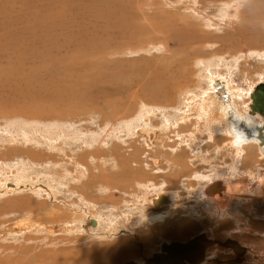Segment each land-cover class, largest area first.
I'll list each match as a JSON object with an SVG mask.
<instances>
[{
	"label": "rangeland",
	"instance_id": "374dc122",
	"mask_svg": "<svg viewBox=\"0 0 264 264\" xmlns=\"http://www.w3.org/2000/svg\"><path fill=\"white\" fill-rule=\"evenodd\" d=\"M114 1L0 0V168L6 172L7 179L5 185V180L0 182V257L3 254H11L12 248L36 245L40 249H44V253L50 255V264H125L137 260L138 255L141 259L145 254L150 253V250H155L163 237L157 228L149 226L143 235H140L139 243L133 238L134 248L129 245L132 249L130 247L123 249L124 251L120 249L117 254H115V250L110 251L113 254L111 256L109 254L106 260H102V258L99 261L92 260L93 255L104 254L103 249L106 248L104 246L109 248L108 243L115 241L107 240L106 236H103V233L99 231L101 224L105 223L108 226L111 222L113 223L114 215L112 214V217L108 210L106 216L104 214H95V216L93 213L96 211H91V204L88 201L97 203L101 210V205L108 207L114 202L119 204L121 194L114 192L111 195L107 189L108 186H110L108 188H116L119 191L123 189L124 191L122 186L124 185L125 188L128 186L126 191H132L131 187H134L135 180L128 179L131 178L132 172L141 175L153 154L161 156L167 161H170L169 158L174 160V155L168 148L164 151L156 150L154 153L151 152V149H147L145 152L143 149L140 150L141 154L142 152L144 154L141 160L140 157L137 158L139 163H132L134 164L133 168L132 164H124L120 171L122 177L113 178L115 185L109 184L110 175H106L104 171H102L103 174H100L99 161L111 153L109 150L113 145L114 149L120 147L118 153L123 156L130 154V147L135 146L141 149L138 147L141 144L138 140V133L133 132L134 134L129 135L127 133L131 132V128L134 131L139 128L141 130L144 120H147L145 121L146 128L148 126L149 131L152 130L159 135L158 142L172 146L174 141V144L180 146L179 148L184 146L188 152L189 146L193 143V116L196 114L195 111L188 109L190 106L188 104L191 101L189 98L195 100V98H201L202 95H207L208 88L206 87H211V80L214 76L215 84L219 85L217 88H220V83L224 81L225 87L231 83L235 88L243 91L250 89L255 84L254 82L264 81V57H256L255 53L251 52L253 49L264 50V0H242V3L233 0H116L124 7V11L119 13L124 14L128 11V19L120 31L106 33L102 31L104 19L97 18L94 14L108 11L107 9L114 4ZM217 25L220 26L219 30ZM193 27L196 28V32L193 31ZM155 49H161V52L156 53ZM54 76L57 79H54ZM175 83H178L177 86L174 85ZM59 84L62 85L61 88L57 87ZM44 85L51 86L47 90L45 89V95L42 93L43 89H39ZM196 88L202 90L199 91ZM186 89L188 93L186 91V95H183ZM220 89L223 94V87ZM37 93L41 96L43 94L44 98L46 97L45 101L27 103L24 99L21 100L22 96ZM233 94L234 91H231L228 102L236 101L238 106L242 104L243 102L240 103L233 98ZM212 95L217 100L219 97L221 98L217 93ZM18 96H20V103L15 100L12 102V99ZM247 100L245 97L243 98V101L248 104ZM23 103L26 106L29 104H34L33 107L40 106H36V109L24 110V114H21L22 117H16L15 114L5 115L7 112H17V108L23 106ZM161 104L163 107L160 106ZM241 109L243 110V108ZM35 112L46 113V115L41 114V116L45 115L41 117L39 114L33 117L31 114ZM229 112L234 115L233 111ZM61 118L62 120H60ZM172 119H175L177 124L174 120L172 122ZM134 126L139 127L137 129ZM62 128H65V131ZM88 130H90V134ZM71 131L72 133H70ZM122 135L125 137L122 138ZM189 135L192 140H186ZM123 139L126 142V148L121 147L120 141ZM221 142L222 140L218 139L216 143L220 144ZM179 143H182L183 146ZM78 146L80 147L78 148ZM60 148L63 149L60 150ZM10 149H15V151ZM205 149L207 148L203 147V150ZM36 153H41L42 157L39 154L35 156ZM206 155H213V147H208ZM61 157L63 158L61 159ZM220 159L226 162L230 160L225 152H222L219 153L216 160L212 159L211 163L221 165ZM36 160L40 164L34 162ZM71 161L73 162L70 163ZM75 161L76 163H74ZM66 162H69L67 163L69 166ZM76 166L84 168L92 176H96L97 173L100 175L98 184L92 185L93 188L88 189L89 192L86 190L85 195L81 196H77L67 188H62V190L59 181L61 178L68 177L69 173L66 174V169L71 167L68 169V172L71 173ZM95 166L97 168H94ZM19 169L26 173L21 182H17L16 174L13 173ZM62 170L64 175L61 173ZM123 177L128 180H124ZM242 177H237L240 187L233 193L240 191L239 194L244 196L241 191L246 192L244 187L248 184V178ZM68 178L71 179L70 176ZM121 179L124 181L122 180V182ZM171 179L172 177L168 179L171 185L169 189L172 190V186L178 188L177 183ZM187 183V186H194L195 182ZM100 186L101 188L98 189ZM247 186L249 187V185ZM102 188L107 190L108 196L105 194L106 192L101 191ZM212 188L210 193L220 190L218 185ZM261 193L262 199L258 202L264 199V189ZM54 195L55 197H53ZM67 199L71 200V203ZM191 200L193 201V199ZM189 203L193 204L190 200H179L174 203L175 205H171L173 206L171 212L178 214L175 215L176 217L174 216L175 219L168 221L171 222L169 225H178L180 221L189 219L187 216L193 210ZM69 204L71 205L69 206ZM197 204L204 206L203 202L199 200H197ZM243 208L245 207L243 206ZM70 213L72 214L69 216ZM201 213L204 221H210L209 223L212 225V228L208 227L210 230L207 228L208 231L205 228L203 234L207 236V232H209L210 238L218 241V244L214 246L219 247L212 249L217 252L215 259L223 261L235 257L231 248H220L219 242L229 239L242 245L245 244L250 251L249 254L244 253L243 255L247 260L246 263L242 261L239 264H255V260H258L255 256L264 254L263 219L260 221L259 219H257L258 221L251 220L250 226L245 225L248 220L243 219L245 226L235 225L239 229H243L242 233L230 235L227 238L224 231H231L234 221L227 218L209 220L205 212L201 210ZM182 214L187 216L184 217ZM27 217L32 220L37 219L39 222H33L37 223L40 228L37 230V226L34 225L35 231L28 229L21 235L14 232L21 228L18 227L20 220ZM78 217H82V220ZM191 218L193 220V217ZM96 219L100 221L99 224ZM74 220L76 222H73ZM92 221L97 222L96 227H91ZM187 226L190 224L187 223ZM181 229L186 231L182 226ZM252 232L255 233L252 234ZM72 233L73 236L70 235ZM178 234L179 231L174 233L173 237L164 238L173 242L187 240V237L184 236L186 234L183 235L186 240H182L183 236L176 237ZM187 236L189 235L187 234ZM113 239L117 240V237ZM178 239L182 241H178ZM163 240L165 241V239ZM134 243L137 245L135 246ZM138 246L144 247L145 250H140ZM245 250L247 249L245 248ZM212 251L210 249L208 252ZM63 252L67 254L62 255ZM141 252L144 255H141ZM56 254L58 255L57 263H54Z\"/></svg>",
	"mask_w": 264,
	"mask_h": 264
},
{
	"label": "bare ground",
	"instance_id": "6f19581e",
	"mask_svg": "<svg viewBox=\"0 0 264 264\" xmlns=\"http://www.w3.org/2000/svg\"><path fill=\"white\" fill-rule=\"evenodd\" d=\"M114 1V0H113ZM234 2H237V3H242L243 1L242 0H233ZM118 4V5H117ZM226 5V4H225ZM228 5H230V4H228ZM236 7V6H235ZM124 7L121 5V4H119V3H117L116 2V0L114 1V4L113 5H111L107 10L108 11H106V12H103V13H101V12H97V13H95L94 14V16L95 17H97V18H103L104 19V23H103V25H102V31H104V32H106V33H111V32H116V30H119L120 31V29L121 28H124V26H125V24H126V22H127V19H128V15H129V13H128V11L127 12H125L124 14H120L119 12L120 11H124V9H123ZM234 9V8H233ZM237 14V13H236ZM94 17V19L96 20V18ZM234 18V17H233ZM225 19H228V18H225ZM235 19H236V17H235ZM231 20V19H230ZM239 20V19H238ZM237 21V20H236ZM221 25V24H220ZM218 26V30L220 29L219 27V25H217ZM196 28H194L193 27V31L194 32H196V30H195ZM115 30V31H114ZM125 30V29H124ZM123 31V30H122ZM121 31V32H122ZM200 33V32H199ZM128 34V33H127ZM130 36V35H129ZM120 37V36H119ZM121 38V37H120ZM126 38V37H125ZM188 45V44H187ZM193 45H194V40H193ZM205 45V44H204ZM185 47V46H184ZM264 48V47H263ZM155 52L156 53H160L161 52V49H155ZM263 53V52H262ZM262 57H264V53H263V55H262ZM200 62V61H199ZM199 62H198V64H199ZM203 62V61H202ZM209 62V61H208ZM212 62V64H213V61H211ZM208 64V63H207ZM206 64V66H208ZM61 66V65H60ZM207 68V67H206ZM206 68H205V70H206ZM208 69V68H207ZM202 70V69H201ZM210 72H212L211 70H210ZM203 73H204V71H203ZM172 74V73H171ZM173 75H175V74H173ZM204 75V74H203ZM58 76V75H57ZM176 76V75H175ZM209 76H211V75H209ZM174 77V76H173ZM226 78V77H225ZM54 79H57L56 78V76H54ZM203 79V78H202ZM201 79V80H202ZM210 79V78H209ZM219 79V78H218ZM203 81V80H202ZM207 81V80H206ZM210 81V80H209ZM215 76H214V78H212V80H211V87L209 86L208 87V89H207V91L209 92V91H211V89H213L214 88V83H215ZM198 82V81H197ZM203 82H205V81H203ZM208 82V81H207ZM210 83V82H209ZM225 83V82H224ZM259 83H264L263 81H260V82H258V83H255V84H253L252 86H251V88L250 89H248V90H246V91H243V90H241V89H238L237 87V89L231 84H229V85H227V87H225V88H228V91L230 92L229 94L231 95V91H234V99H236L238 102H240V103H242V101L241 100H243V98L245 97L246 98V100L247 101H249L250 103H251V94H252V92H253V90L255 89V87L259 84ZM177 84L178 83H175L174 85L175 86H177ZM202 84V83H201ZM205 84V83H204ZM200 85V84H199ZM209 85V84H208ZM194 86V85H193ZM197 86V85H196ZM49 87H51V86H49ZM49 87H46V85H44V87H42V86H40V88L39 89H43V92L42 93H44V91H45V89L47 90V88H49ZM58 88H61L62 87V85L60 86V84L57 86ZM199 87V86H198ZM202 87V86H201ZM55 88V87H54ZM203 88V87H202ZM207 88V87H206ZM197 89V88H196ZM201 89V88H200ZM57 90V89H56ZM61 90V89H60ZM59 90V91H60ZM197 90H199V89H197ZM197 90H195V91H197ZM202 90V89H201ZM201 90H199V91H201ZM214 90V89H213ZM54 91V90H53ZM186 91H187V93H188V90L186 89L185 90V92L183 93V95L185 94L186 95ZM204 91V90H203ZM52 92V91H51ZM190 92V91H189ZM192 92H193V90H192ZM208 92H207V94H208ZM212 92V91H211ZM66 93V92H65ZM64 93V94H65ZM200 93V92H199ZM210 93V92H209ZM228 93V92H227ZM46 93H44V95H45ZM49 94H50V91H49ZM193 94V93H192ZM203 94H206V93H203ZM223 94H224V92H223ZM190 95H191V92H190ZM189 95V96H190ZM57 96V95H56ZM64 96V95H63ZM188 96V97H189ZM193 96V95H192ZM196 96V95H195ZM198 97L200 96V95H197ZM214 95H211V93L210 94H208V95H202L201 96V98H199V100H196V98H195V100H193V99H191V98H189L191 101H190V103L189 102H187V103H189L188 104V106H189V108L188 109H190V110H194L195 111V107H198V109H202L201 111H202V115H204L205 114V109H204V107H205V105H210L212 108H213V111H215V112H218V115H216L217 116V118L216 119H214L213 121H211V122H208L207 124H206V126L204 127L206 130H207V134H209V137L207 138V142H213V140H214V138L216 139V140H218V139H220V138H226V141L224 142V144H223V147H219L216 151H215V155L219 152V151H221V152H225V154L227 155V156H230L231 157V159H233V160H231L225 167H221V166H218L217 164H213V163H211L212 162V159L214 158H207V157H205L204 156V153H202V152H200L197 148H196V145H194L193 146V143L189 146V148H190V150L188 149V152H187V150H185L184 149V146H183V148H179L180 146H177L176 144H174L175 142L173 141V143H172V146H169V145H165L163 142H158L155 138H156V133H154V131H149L147 128H148V126H147V128H146V122L145 121H147V120H144L143 122H144V124H143V126H141V130H135L134 131V129L133 128H131L130 129V131L131 132H129V134H133V132H136V133H138V134H140V135H143V136H145V138H147V143H144L143 145H139L138 147H141V149H138V148H136L135 146H133V147H131L132 148V150H131V153L128 155V156H123L122 154H120V153H118V151L120 150V147L118 148V149H114V145L112 146V148L109 150L111 153L110 154H108L106 157H104V158H102L100 161H99V170H101V173L100 174H103L102 173V171H104L105 172V174L106 175H110L111 177H118V178H120L119 176H121L122 175V173L120 172L121 171V167L125 164V165H130V164H132V163H139L138 161H137V158H139L140 157V160H141V156L144 154V152H145V150H147V149H151V152L152 151H154V152H156V150H158V151H164V150H166L167 148L171 151V154H173L174 155V160H172V158H169L170 159V161H167V159L166 160H164V159H159V158H157V160H155V159H153L152 157V159L153 160H148V163L151 165V167H153L154 168V172H155V170L156 169H158V170H163V171H173V172H175V171H179V173H177V174H180V172H181V174H183V175H187V176H189V177H191L192 179H193V174H194V176L196 177V178H198L199 179V183H197L198 184V187H196V186H194V189H195V187L198 189V191H199V193L197 194L198 195V197L201 199V201L203 202V205L204 206H200V205H198V204H196V207H199L198 208V210H195V211H193V212H191L192 213V217L193 216H196V217H198L199 218V216H200V213H201V210L203 211V212H205V214L208 216V218H209V220H217V219H219L218 217H221V218H227V217H229V219L230 220H232V221H234V226L233 227H231V231L230 230H225L224 231V234H226V237L227 236H230V235H236V234H239V233H242V230L241 229H239L238 227H236L235 225H239V226H243L244 225V223L245 222H243L244 220V218L241 216V214L239 215V212H241L240 211V209H242L243 208V206L247 209H245L250 215H246L245 217H246V219H248V220H251L253 217L255 218V219H263L264 220V209H263V206H261V207H259L258 206V204L256 205L254 202H258V200L257 199H253L252 197H248L246 200H243L242 199V201H245V202H240L239 203V200H237V199H233V198H237V197H233L234 196V193H233V190L236 188V185H239L238 183H240L237 179V177H242V175H244V177H242V178H248V180H247V182H248V184H250L251 185V188H250V192L249 193H251V195L252 194H254V192H255V194H257V195H259V194H262L261 192L263 191V189H264V182H262V181H264V170L262 169L263 168V166H264V161H263V166L261 165L262 164V160H264L263 158H264V150L263 151H261V153L259 152V150H258V148L260 147V148H263L264 149V146H260L261 144H263V142H264V129L262 128V123H263V120H262V117L260 116V115H258V114H254V113H251L250 112V109H249V105H250V103H249V105L247 104V103H244V106H246L247 108H248V110H249V112H248V114H247V111L245 112V110H244V108H243V110L241 109L240 110V112H239V110H237V109H232V111H233V113H234V115H232L230 112L228 113V111H226V114L228 115H231V123H229V124H223V122H224V119H223V122L221 123V120L220 119H218V116H221L222 115V113L221 112H223L224 110L223 109H225V108H223V105H220L219 103H217L216 102V99L213 97ZM227 96V95H226ZM23 97V98H22ZM21 97V100L22 99H24L27 103L28 102H32V103H36V102H38V101H45V98H44V96H43V94H42V96L39 94V93H37V94H33V95H27V96H22ZM49 97V96H48ZM187 97V96H186ZM184 98V97H183ZM232 98V99H233ZM54 99V98H53ZM55 99H58V97H55ZM60 99V98H59ZM65 99V98H64ZM188 99V98H187ZM13 100H15L16 102H19L20 103V96H18V97H15V98H13L12 99V102H13ZM49 100H50V98H49ZM58 101H60V100H58ZM57 101V102H58ZM180 101V100H179ZM187 101V100H186ZM232 101V100H231ZM22 102V101H21ZM53 102V101H52ZM61 102H62V100H61ZM182 102V101H181ZM237 102V103H238ZM179 103V102H178ZM24 104V105H23ZM22 105L23 106H19L18 108H17V112H7V113H5V115H10V114H15L14 116H23V115H21V114H24L23 113V111L24 110H26V109H36L38 106H40V105H36L35 107H33V105H31V104H29V105H27L26 106V104L25 103H23ZM57 104H60V103H57ZM182 104V103H181ZM231 104H232V102H231ZM173 105V104H172ZM184 105V104H183ZM185 105H186V102H185ZM160 106H162V104L160 105ZM165 106H166V104H165ZM169 108H170V106L169 105H167ZM216 106V107H215ZM163 107V106H162ZM166 108V107H165ZM237 108V107H236ZM187 109V110H188ZM208 109V108H207ZM209 110V109H208ZM206 111V112H208L209 113V111ZM217 110V111H216ZM67 111V110H66ZM65 111V112H66ZM153 111V110H152ZM221 111V112H220ZM54 112V111H53ZM65 112H64V114H65ZM183 112H186V111H183ZM191 112V111H190ZM197 112V111H196ZM225 113V112H224ZM223 113V114H224ZM40 114V116H41V114H45L46 115V113H42V112H35L34 114H31L33 117H35V115L36 116H38ZM66 114H67V112H66ZM184 114V113H183ZM213 114V113H212ZM216 114V113H215ZM245 116H244V115ZM246 114L247 115H249V116H246ZM31 115H29V116H31ZM45 115H42V116H45ZM188 115V114H187ZM190 115V114H189ZM194 115H196V114H194ZM207 115V114H206ZM205 115V116H206ZM214 115V114H213ZM41 116V117H42ZM54 116H57V115H54ZM68 116V115H67ZM179 116V115H178ZM191 116V115H190ZM201 116V115H200ZM49 117V116H48ZM51 117H53V116H51ZM59 117V116H58ZM65 117H66V115H65ZM196 117V116H195ZM223 117V116H222ZM226 117V116H225ZM250 117H259L260 118V120H261V122H260V124H258V125H255L253 122H255V121H253L252 120V118L250 119ZM54 118H56V117H54ZM77 118V117H76ZM166 118V117H165ZM178 118V117H177ZM198 118V117H197ZM197 118H195V120L197 119ZM227 118V117H226ZM9 119V118H8ZM57 119V118H56ZM66 120H67V118H65ZM71 119V118H70ZM72 119H73V117H72ZM182 120H183V117L181 118ZM207 119H209V118H207ZM232 119H233V121L235 122V121H238V119H244L245 120V123H247V124H242V123H240V124H238V123H233L232 122ZM256 119V118H255ZM4 120V119H3ZM58 120V119H57ZM60 120H62V118L60 119ZM166 120H167V118H166ZM173 120L175 121V119H172V122H173ZM50 121V120H49ZM52 121V120H51ZM65 121V120H64ZM64 121H62V122H64ZM165 121V120H164ZM203 121V120H202ZM201 121V122H202ZM207 121V120H206ZM55 122H57V121H55ZM61 122V121H60ZM168 122V121H167ZM179 122V121H178ZM106 123V122H105ZM162 123V122H161ZM175 123L177 124V122L175 121ZM198 123H199V121H198ZM226 123V122H225ZM158 124V123H157ZM174 124V123H173ZM201 124V123H200ZM140 125V124H139ZM168 126V125H167ZM176 126V125H175ZM184 126V125H183ZM204 126V125H203ZM221 126V127H220ZM69 127H70V125H69ZM129 127V126H128ZM134 127H139V126H134ZM160 127V126H159ZM174 127V126H173ZM62 129H64V131H65V128H62ZM138 129V128H137ZM159 130H161L160 128H158ZM162 129H163V127H162ZM237 129L240 131V129L242 130V132L243 133H239L238 134V132H237ZM111 130V129H110ZM122 130V129H121ZM128 130V129H127ZM167 130V129H166ZM188 130V129H187ZM82 131V130H81ZM80 131V132H81ZM89 131V134H90V130H88ZM103 131H105V130H103ZM102 131V132H103ZM125 131V130H124ZM234 131H235V134H234ZM253 131H257L258 132V134L257 133H254ZM69 132V131H68ZM68 132H66L67 133V135H68ZM85 132H86V130H85ZM91 132H92V130H91ZM121 132V131H120ZM166 132V131H165ZM70 133H72V131L70 132ZM69 133V134H70ZM96 133V132H95ZM105 133H106V131H105ZM112 133V132H111ZM166 133H168V131L166 132ZM77 134V133H76ZM163 134H165V133H163ZM263 135V136H259V135ZM72 136H73V134H71ZM111 135V134H110ZM114 135V134H113ZM117 135V134H116ZM128 135V134H127ZM161 135V134H160ZM180 135V134H179ZM219 135H221V137H216V136H219ZM253 136L252 138H255V139H251V137H249V136ZM66 136V135H65ZM76 136V135H75ZM74 136V137H75ZM80 136V135H79ZM82 136V135H81ZM91 136V135H90ZM106 136V135H105ZM70 137V136H69ZM114 137V136H113ZM120 137V136H119ZM125 136H123L122 135V138H124ZM247 137L248 138V140H254V141H247V140H245V138ZM263 139V142L261 141V138ZM110 138V137H109ZM117 138H118V135H117ZM131 138V137H130ZM55 139V138H54ZM64 139V138H63ZM87 139V138H86ZM101 139V138H100ZM132 139V138H131ZM189 139H191V136L189 135V136H187L186 137V140H189ZM65 140V139H64ZM71 140V139H70ZM72 140H74V139H72ZM78 140H80V139H78ZM77 140V141H78ZM186 140H185V142H186ZM192 140V139H191ZM75 141V140H74ZM86 141V140H85ZM89 141H90V138H89ZM99 141V140H98ZM145 141V140H144ZM244 141H246V142H244ZM257 141H258V143H260V145L258 146V143H257ZM66 142V141H65ZM71 142V141H70ZM73 142V141H72ZM76 142V141H75ZM81 141H79V143H80ZM103 142V141H102ZM121 142V147L122 148H125V146H126V142H125V140L123 139V140H121L120 141ZM64 143V142H63ZM82 143V142H81ZM94 143H95V141H94ZM182 143H183V140H182ZM182 143H179V144H181L182 145ZM201 143V142H200ZM255 143H257V144H255ZM74 144H76V143H74ZM77 144H78V142H77ZM83 144V143H82ZM86 144V143H85ZM96 144H97V142H96ZM160 144V145H159ZM66 145H68V144H66ZM65 145V146H66ZM80 145V144H79ZM84 145V144H83ZM105 145V144H104ZM64 146V147H65ZM86 146H88V145H86ZM101 146V145H100ZM107 146V145H106ZM157 146H161V148H159V147H157ZM209 146V145H208ZM247 146H249V147H252L253 148V150H254V153H256V156H253V157H257V158H259L261 161H260V165H256L255 164V162H253V164L254 165H252L251 167H246V164H245V162H246V160H245V158H244V163H242L241 162V158H243V156H241V153H243L246 149L245 148H247ZM60 147H61V145H60ZM72 147H74V145L72 144ZM80 146H78V148H79ZM82 147H84L85 148V146H82ZM98 147H99V145H98ZM108 147V146H107ZM51 148V147H50ZM56 148V147H55ZM54 148V149H55ZM57 148H58V146H57ZM56 148V149H57ZM77 148V149H78ZM88 148V147H87ZM91 148V147H90ZM105 148V147H104ZM159 148V149H158ZM15 149H17V148H15ZM15 149L13 150V149H10V150H12V151H15ZM30 149V148H29ZM61 149H63V148H60V150ZM64 149H67V148H64ZM77 149H73V150H77ZM82 149V148H81ZM81 149H80V151H81ZM114 149V150H113ZM144 150V152H142V154H141V152H140V150ZM208 149V148H207ZM236 149V150H235ZM239 149V152L237 151ZM9 150V151H10ZM18 150V149H17ZM49 150H51V149H49ZM122 150V149H121ZM33 151V150H32ZM32 151H29V152H32ZM54 151V150H53ZM58 151V150H57ZM68 151H70V149L68 148ZM79 151V150H78ZM90 151V150H89ZM7 152V151H6ZM22 152H24V151H22ZM50 152V151H49ZM63 152V151H62ZM150 152V153H151ZM153 152V153H154ZM246 152H247V154H249V152H248V150H246ZM251 152V151H250ZM253 152V151H252ZM260 154H259V153ZM33 153V152H32ZM42 153V152H41ZM40 153V154H41ZM43 153H44V151H43ZM55 153V152H54ZM60 153V152H59ZM254 153H252V154H254ZM12 154V153H11ZM20 154V153H19ZM27 154H28V152H27ZM30 154V153H29ZM39 154V153H38ZM37 153H36V155L35 156H37L38 155ZM39 154V155H40ZM57 154V153H56ZM62 154V153H61ZM60 154V155H61ZM74 154H75V152H74ZM124 154V153H123ZM146 154V153H145ZM149 154V153H148ZM152 154V153H151ZM18 155V154H17ZM21 155V154H20ZM25 155V153L23 154V156ZM33 155V154H32ZM45 155V154H44ZM78 155V154H77ZM81 155V154H80ZM122 155V156H121ZM127 155V154H126ZM154 155V154H153ZM244 155H246V154H244ZM14 156V155H13ZM27 156V155H26ZM30 156V155H29ZM41 156V155H40ZM55 156V155H54ZM62 156H63V154H62ZM72 156V155H71ZM121 156V157H120ZM250 156V155H249ZM252 156V155H251ZM5 157V156H4ZM10 156H8V158H9ZM31 157V156H30ZM42 157V156H41ZM49 157H51V156H49ZM69 157V156H68ZM73 157V156H72ZM82 157V156H81ZM93 157V156H92ZM91 157V158H92ZM100 157V156H99ZM155 157H157V156H155ZM161 157V156H160ZM229 157V158H230ZM2 158H3V156H2ZM6 158V157H5ZM11 158V157H10ZM32 158V157H31ZM37 158V157H36ZM48 158V157H47ZM46 158V159H47ZM55 158H58V157H55ZM60 158V157H59ZM63 157H61V159H62ZM77 158H79V157H77ZM88 158H90V157H88ZM101 158V157H100ZM99 158V159H100ZM119 158H121V159H119ZM252 158V157H251ZM257 158H253L254 160H257ZM0 159H1V157H0ZM27 159V158H26ZM33 159H34V157H33ZM44 159V158H43ZM49 159V158H48ZM48 159L46 160V161H48ZM51 159V158H50ZM54 159V158H53ZM67 159V158H66ZM73 159V158H72ZM112 159V160H111ZM252 159V160H253ZM41 160V159H40ZM60 160V159H59ZM59 160H57V161H59ZM67 160H69V159H67ZM239 160H240V162H241V164H240V162H239ZM31 161V160H30ZM29 161V162H30ZM38 161H39V159H38ZM56 161V160H55ZM193 161L195 162V164L197 165V167H195L194 169H193ZM6 162V161H5ZM26 162V161H25ZM33 162V161H32ZM34 162H37V160L36 161H34ZM73 161H71L70 163H72ZM94 162H96V161H94ZM103 162H105V164H103ZM145 162V161H144ZM144 162H142V163H144ZM7 163V162H6ZM27 163V162H26ZM31 163V162H30ZM38 163V162H37ZM42 163V162H41ZM46 163H48V162H46ZM49 163H50V161H49ZM54 163V162H53ZM61 163V162H60ZM67 163H69V162H66V164ZM74 163H76V161L74 162ZM146 163V162H145ZM222 163V162H221ZM250 163V162H249ZM23 164V163H22ZM38 164H40V163H38ZM37 164V165H38ZM55 164H56V162H55ZM80 164V163H79ZM140 164H141V162H140ZM252 164V163H251ZM33 165V164H32ZM43 165H45L44 164V162H43ZM61 165V167H62V164H60ZM68 165V164H67ZM73 165V164H72ZM76 165H78V164H76ZM103 165L105 166V167H103ZM133 165L134 164H132L131 166H132V168H133ZM149 165V166H150ZM222 165V164H221ZM48 166V165H47ZM51 166V165H50ZM57 166V165H56ZM65 166V165H64ZM69 166V165H68ZM74 166V165H73ZM80 167H81V165H79ZM136 166V165H135ZM142 166V165H141ZM147 166V165H146ZM23 166L21 165V168H22ZM35 167V166H34ZM53 167H54V165H53ZM107 167V168H106ZM6 168V167H5ZM31 168V167H30ZM41 168V167H40ZM47 168V167H46ZM65 168V167H64ZM69 168H71V167H69ZM68 168V169H69ZM94 168H97L96 166L94 167ZM93 168V169H94ZM118 168H120V171H118L119 169ZM148 168V167H147ZM175 168H179V170H175ZM68 169H64L65 170V172H66V174H68V177L70 176L71 177V179L70 178H68V177H64V179L63 178H61V180L59 179V181L61 182H59L60 183V185H61V189L62 188H67V189H69L71 192H73V193H76L77 194V196H81V195H85V193L84 192H87L86 190H88V189H90V188H93L92 187V185L94 186L95 184L93 183V179L95 178V177H97V176H92V174H90V173H88L84 168H77V166L76 167H74V169L75 170H73V174H72V171H71V173L70 172H68ZM150 169V168H149ZM29 170V169H28ZM28 170H25V171H28ZM31 170V169H30ZM29 170V171H30ZM47 170V169H46ZM50 171H51V169H49ZM60 170V169H59ZM95 170H98V169H95ZM140 170V169H139ZM206 170H210L208 173H200L199 171H206ZM123 171V170H122ZM137 171H138V169H137ZM142 171V170H141ZM52 172V171H51ZM50 172V173H51ZM55 172V171H54ZM59 172V171H58ZM63 170H62V174H63ZM94 172H96V171H94ZM139 172V171H138ZM145 171H143V173H144ZM153 171L150 169L149 170V173H152ZM5 173L6 172H4V169H2V168H0V182L2 183V181L3 180H5V183H4V185L7 183V179H6V176H5ZM13 173H15L16 174V177H15V179H17V182H21V180H22V178H24L25 176H26V173L24 172V170H22V169H19L18 171H15V172H13ZM30 173V172H29ZM33 173H34V171H33ZM53 173V172H52ZM132 173H134V172H132ZM137 173V172H136ZM146 173V172H145ZM176 173V172H175ZM41 174H43V173H41ZM47 174V173H46ZM55 174V173H54ZM62 174H60V176H62ZM65 174V173H64ZM63 174V175H64ZM139 174V173H138ZM168 174H170V173H168ZM167 174V175H168ZM12 175V174H11ZM57 175V174H56ZM97 175H98V173H97ZM132 175H134V174H132ZM131 175V176H132ZM157 175V174H156ZM158 175H160V174H158ZM162 175V174H161ZM160 175V176H161ZM176 174H174V176H175ZM3 176V177H2ZM52 176V175H51ZM59 176V175H58ZM65 176H67V175H65ZM105 176V175H104ZM109 176V177H110ZM146 176V175H145ZM149 176V175H148ZM155 176V175H154ZM181 176V175H180ZM47 177V176H46ZM63 177V176H62ZM99 177H100V175H99ZM122 177V176H121ZM124 177H126V176H124ZM123 177V178H124ZM135 177H137V176H135ZM151 177V176H150ZM159 177V176H158ZM158 177H155V186L156 185H158V183L159 182H157V179H158ZM163 177H164V175H163ZM162 177V178H163ZM165 177H168V176H165ZM177 177V176H176ZM215 177H222V180H223V183H224V185H222V186H224L225 187V191L227 192H225L226 193V197L223 199V198H217V197H214L213 199V201H211V200H209V199H207V198H205L204 197V195H207V193H205L206 191H205V188L209 185V183L212 181V180H215L214 178ZM1 178H3V179H1ZM56 178V177H55ZM149 178V177H148ZM44 179H46L45 177H44ZM47 179H48V177H47ZM51 179V178H50ZM105 179H106V177H105ZM143 179V178H142ZM141 179V180H142ZM153 179V178H152ZM221 179V178H220ZM219 179V180H220ZM55 180V179H54ZM124 180H125V178H124ZM123 180V181H124ZM127 180V179H126ZM139 181L138 183L136 182L135 183V186H134V189L136 190V187H138V186H141V185H143V184H145L146 183V181L148 180H146V181H144L145 183H143L142 181ZM144 180V179H143ZM159 180V179H158ZM172 180V179H171ZM175 180V179H174ZM194 180V179H193ZM56 181H58L57 179H56ZM107 181V180H106ZM113 180H111L110 182H112ZM122 181V180H121ZM122 181V182H123ZM149 181V180H148ZM151 181V180H150ZM166 181V180H165ZM179 181V180H178ZM184 181V180H183ZM194 181H196V180H194ZM49 182V181H48ZM122 182H121V184H122ZM170 182V181H169ZM187 182V181H186ZM185 182V183H186ZM57 183V182H56ZM101 183H102V181H101ZM148 183V182H147ZM151 183V182H150ZM153 183V182H152ZM172 183V182H171ZM22 184V183H21ZM49 184V183H48ZM106 184V183H105ZM104 184V185H105ZM125 184V183H124ZM187 184V183H186ZM208 184V185H207ZM3 185V186H4ZM52 185V184H51ZM111 185H115V184H111ZM154 185V184H153ZM161 185L162 186H165L166 188L165 189H162V186H157V187H155V188H151L152 190H150L149 191V193L148 192H146L143 188V186H145L146 188L148 187V186H146V184L145 185H143L142 187V189L143 190H139L138 191V193L139 194H142V196H140V197H137V198H135V199H137L135 202H137L136 204H135V202L134 203H129V200H128V204H126L125 205V203H124V205H123V203H121V205H123L122 206V209H123V212H129V214H126V215H124V216H127V218L125 219V220H120V219H118V220H116L115 218H114V220H112V221H115V223H124V222H128L129 221V219H130V222H131V220H132V223H130V224H128V226L126 227V230H128V232L130 231L129 229L130 228H132V227H134L135 225H139L138 226V229H136V231H135V233L134 232H132V233H134L135 235H137L139 238H137V239H139L140 240V235H142L143 233H144V231H146L147 230V228L149 227V226H152V227H154V228H160V227H167L168 225H169V223L167 224V222H166V217H167V215H168V210H169V207H168V204H169V201H168V199H171V197L169 198L167 195H169V193H168V188L169 187H167V185L169 186V183L167 182V183H161ZM172 185H173V183H172ZM98 186V185H97ZM96 186V187H97ZM119 186H121L120 184H119ZM150 186V185H149ZM171 186V185H170ZM186 187H187V185H185ZM16 187V186H15ZM53 187V186H52ZM57 187V186H56ZM95 187V188H96ZM108 187H110V186H108ZM107 187V189H108V191H109V193L112 195L114 192H116L117 193V190H116V188L115 189H112V188H108ZM115 187V186H114ZM126 187V186H125ZM129 187H130V184H129ZM151 187V186H150ZM51 188V187H50ZM54 188H55V186H54ZM101 188V186L98 188V189H100ZM118 188V187H117ZM123 188V187H122ZM127 188H128V186H127ZM132 188V187H131ZM172 188H173V190H174V187L172 186ZM245 189L244 190H246V186L244 187ZM19 189V188H18ZM52 189V188H51ZM56 189V188H55ZM54 189V190H55ZM59 189V188H58ZM126 189V188H125ZM177 189V188H176ZM63 190V189H62ZM97 190V189H96ZM123 190V189H122ZM134 190V191H135ZM180 190V189H179ZM91 191V190H90ZM102 192H106L105 194H107V190L105 189V188H102V190H101ZM119 191V190H118ZM133 191V190H132ZM148 191V190H147ZM184 191H185V195L182 197V196H180V197H182V199L181 200H190L189 198H191V199H194L193 198V188L191 187V188H185L184 187ZM248 191V190H247ZM66 192H67V190H66ZM88 192H89V190H88ZM100 192V191H99ZM124 192V191H123ZM123 192L121 191H119L118 193H120L121 195H123ZM127 192V191H126ZM126 192H124V194H125V197H129L130 195H129V193H126ZM177 192V191H176ZM237 193H238V191H236ZM240 192V191H239ZM242 192V191H241ZM54 193V192H53ZM57 193V192H56ZM92 193V192H91ZM94 193V192H93ZM96 193H98L97 191H96ZM55 194V193H54ZM67 194V193H66ZM65 194V195H66ZM109 194V195H110ZM75 195V194H74ZM102 195V194H101ZM127 195V196H126ZM129 195V196H128ZM174 195V194H173ZM180 195V194H179ZM179 195H178V197H179ZM237 195V194H236ZM56 196H58V194H56ZM60 196V195H59ZM67 196V195H66ZM65 196V197H66ZM105 196V195H104ZM107 196H108V194H107ZM163 196H165V197H163ZM195 196V195H194ZM256 196V195H255ZM53 197H55V195L53 196ZM61 197V196H60ZM59 197V198H60ZM72 197V196H71ZM74 197V196H73ZM113 197V196H112ZM135 197V196H134ZM161 197V198H160ZM77 198V197H76ZM75 198V199H76ZM106 198V197H105ZM123 198H124V196H123ZM122 198V199H123ZM130 198V197H129ZM128 198V199H129ZM131 198H132V196H131ZM158 198H160L159 200H157V202H155V200L156 199H158ZM168 198V199H167ZM173 198H174V203H175V200H177L176 199V195H174L173 196ZM197 198V197H196ZM202 198H204V200L202 199ZM55 199H57V198H55ZM70 199V198H69ZM132 199H134V198H132ZM134 199V200H135ZM205 199H207V200H205ZM43 200V199H42ZM64 200V199H63ZM68 200V199H67ZM77 200V199H76ZM78 200H80V199H78ZM44 201V200H43ZM57 201V200H56ZM69 201V200H68ZM67 201V203H69ZM88 201V200H87ZM122 201V200H121ZM124 201V200H123ZM170 201H172V200H170ZM178 201H179V199H178ZM178 201H176V202H178ZM80 202V201H79ZM83 202H84V200H83ZM89 202V201H88ZM104 202V201H103ZM120 202V201H119ZM194 202V201H193ZM263 202V201H262ZM71 203V202H70ZM86 203V202H85ZM93 203V202H92ZM127 203V202H126ZM181 203H183V202H181ZM185 203V202H184ZM196 203V202H195ZM264 203V202H263ZM72 204H73V201H72ZM75 204V203H74ZM89 204V203H88ZM113 204H115V203H113ZM186 204V203H185ZM190 204V206H191V208L193 209L194 207H193V204H191V203H189ZM69 205H71V204H69ZM85 205V204H84ZM83 205V206H84ZM94 205V204H93ZM93 205H91V210H94V206ZM112 205V204H111ZM130 205V206H129ZM175 205V204H174ZM178 205V204H177ZM188 205V204H187ZM105 206V205H104ZM103 206V207H104ZM131 206H132V208H131ZM141 206H143V208H142V211H141V209H140V207ZM183 206V205H182ZM189 206V207H190ZM225 206V209H227V210H225L224 212H222V214L219 212V209L218 208H223ZM74 207V206H73ZM98 207V206H97ZM102 207V206H101ZM102 207V209H104ZM114 207H116V206H114ZM118 207H120V206H118ZM171 207H173V206H171ZM181 207V206H180ZM83 208V207H82ZM107 208H109V207H107ZM111 208V207H110ZM190 208V209H191ZM77 209V208H76ZM120 209V208H119ZM173 209V208H172ZM183 209H185V208H183ZM197 209V208H196ZM55 211H56V208H55ZM81 211V210H80ZM87 211V210H86ZM96 211H98V212H96V213H93L94 215L96 214H98V215H100V214H104L105 216L108 214V210L106 209V210H96ZM111 211V209L109 210V212ZM113 211V210H112ZM185 211V210H184ZM187 211V210H186ZM200 211V212H199ZM71 212H72V210H71ZM100 212V213H99ZM116 212L118 213V211L116 210ZM246 212V213H247ZM60 213V212H59ZM76 213V212H75ZM79 213V212H78ZM81 213V212H80ZM91 213V212H90ZM119 213H121V211L119 212ZM174 213V212H173ZM183 213V212H182ZM60 214H63V213H60ZM72 213H70L69 214V216L71 215ZM83 214V213H82ZM113 214V213H112ZM112 214H111V216H112ZM122 214V213H121ZM176 214H178V213H176L175 212V214H173L172 215V217L173 216H175ZM188 214V213H187ZM194 214H196V215H194ZM220 216H219V215ZM244 214V213H243ZM67 215V214H66ZM74 215V214H73ZM81 215V214H80ZM93 215V216H94ZM95 215V216H96ZM117 214H115V216H116ZM170 215V214H169ZM183 215V214H182ZM182 215H179L180 217H182ZM245 215V214H244ZM41 216V215H40ZM55 216V215H54ZM77 216V215H76ZM75 216V219H77V217ZM90 216V215H89ZM94 216V217H95ZM117 216H119V214L117 215ZM184 216V215H183ZM185 216H187L186 214H185ZM184 216V217H185ZM45 217V216H44ZM57 217H59V216H57ZM74 217V216H73ZM98 217H100V216H98ZM110 217V216H109ZM113 217V216H112ZM122 217V216H121ZM176 217V216H175ZM202 214H201V216H200V219H201V221L204 223V222H206V221H204V218L202 219ZM61 218V217H60ZM78 218H80V217H78ZM82 218V217H81ZM80 218V219H81ZM102 218V217H101ZM106 218V217H105ZM108 218V217H107ZM118 218V217H117ZM189 218V217H188ZM253 218V219H254ZM54 219V218H53ZM63 219H64V217H63ZM169 219H171V218H169ZM181 219H184V218H181ZM190 219V218H189ZM192 219V218H191ZM40 220V219H39ZM59 220H61V219H59ZM73 220V219H72ZM82 220V219H81ZM188 220V219H187ZM186 220V221H187ZM223 220V219H222ZM33 221H37V222H39L37 219H34V220H32V219H29L28 217L25 219H23V220H20V222H19V226L18 227H21L19 230H16V231H14V232H17V233H20V235H21V233L22 232H27V230L29 229H31L32 231L34 230L33 228H34V225H38L37 223H35V222H33ZM41 221V220H40ZM64 221H65V219H64ZM96 221L98 222V224H99V220H97L96 219ZM107 221V219L105 220V222ZM109 221V220H108ZM170 221V220H169ZM199 221V219L196 221V222H198ZM45 222H46V220H45ZM65 222H67V221H65ZM73 222H76L75 220L73 221ZM103 222V221H102ZM191 222V221H190ZM210 222V221H209ZM209 222H206V223H208V224H210L209 226H210V228H212V225H211V223H209ZM239 222H241V223H239ZM243 222V223H242ZM248 222V221H247ZM41 223H42V221H41ZM48 223V222H47ZM47 223H46V225H47ZM80 223V222H79ZM104 223V222H103ZM183 223V222H182ZM184 223H185V221H184ZM187 223L188 224H190V226H187V224H185L184 226H182V227H184V229L186 230H188V229H190L188 232H190V231H193V230H195V232H191L190 234H189V238L185 241V242H173V241H170L169 239H166V238H164V235L162 236L163 238H161L162 239V241H160L159 242V245L157 246V245H155V246H157L156 248H155V250L153 251V250H150L151 252L150 253H148L147 255L145 254L144 255V253H142L141 252V255H144L141 259H140V255H138V259L137 260H132V261H129V262H127V263H125V264H128V263H134V264H144V263H146L149 259H151V258H153V256H155V255H166V253H167V250H166V248H169V247H171V245H173V244H175V243H188L191 239H193V238H196V237H201V238H203V240L205 241V242H208V243H211V242H213V243H215V244H218V241H216V240H212L210 237H211V235L209 234V232H207V236L206 235H204L203 234V231H205V228L207 229L208 228V226L207 225H200L199 226V228H197V226L195 227L194 226V224H193V222L192 223H189V221H187ZM199 223V222H198ZM62 224V223H61ZM220 224V223H219ZM79 225V224H78ZM77 225V226H78ZM121 225V224H120ZM125 225H126V223H125ZM177 225V224H176ZM196 225H197V223H196ZM223 225V224H222ZM245 225H246V223H245ZM244 225V226H245ZM75 226V225H74ZM81 226V225H80ZM92 227H95L96 226V222L95 221H92V225H91ZM42 227V226H41ZM46 227V226H45ZM115 227V228H114ZM38 228H40V227H38L37 226V230H38ZM98 228V227H97ZM193 228H195V229H193ZM243 228V227H242ZM93 229V228H92ZM91 229V230H92ZM119 228H117L116 227V225L114 224V223H110V224H108V226L107 225H105V223L104 224H101L100 226H99V231H101V233H103V236H106V239L107 240H110V241H114V242H112V243H108L109 245H110V247L109 248H107V246H104V247H106V248H104L103 250H104V254H102V255H93L92 256V260L93 259H95L96 261H99L100 260V258H102V260H106L107 259V256L109 255V256H111L112 254H111V252L110 251H114L115 252V254H117L119 251L118 250H120V249H125V248H127V247H130L129 245H132L131 247H133V242H134V240H133V237H132V240H129V237H120V238H118L117 237V240L116 239H113V238H116V234H117V230H118ZM135 228H132V230H134ZM167 229V228H166ZM168 229H169V227H168ZM209 229V228H208ZM208 229H207V231H208ZM43 230V229H42ZM77 231H78V229H76ZM95 230V229H94ZM93 230V231H94ZM121 229H119L118 230V232L120 231ZM123 230H125L124 228H123ZM171 230V229H170ZM210 230V229H209ZM35 231V230H34ZM70 231V230H69ZM122 231V230H121ZM160 231V230H159ZM166 231H168V230H166ZM165 231V232H166ZM184 231V230H183ZM71 232V231H70ZM80 232V231H79ZM95 233H96V231H94ZM162 232V231H161ZM171 232V231H170ZM188 232H186V233H188ZM244 232V231H243ZM250 232V231H249ZM256 232V231H255ZM254 232V233H255ZM124 233H126V231L124 232ZM131 233V234H132ZM164 233V232H163ZM173 233V232H172ZM184 233H185V231H184ZM253 232H252V234H254ZM263 233V232H262ZM130 234V235H131ZM168 234H169V232H168ZM70 235H72L73 236V233L72 234H70ZM101 235V234H100ZM115 236V237H114ZM123 236V235H122ZM125 236V235H124ZM133 236V235H132ZM159 236V235H158ZM166 236H167V234H166ZM165 236V237H166ZM173 237L174 236V234H169V236L168 237ZM262 236V235H261ZM228 238V237H227ZM112 239V240H111ZM136 239V241H138ZM163 239H165V241L163 240ZM31 241V240H30ZM130 241H132V242H130ZM135 241V242H136ZM115 243V244H114ZM137 243V242H136ZM220 244H221V249L222 248H231L232 250H233V252L235 253H233V256H235L233 259H229V260H234V259H237L238 260V262L236 263V264H239V263H242V261L243 262H245L246 263V261L247 260H245V258H244V253H248L249 254V250H248V248H247V246L245 245V244H239V243H237V242H235V241H233L232 239H229V240H227V241H224V242H219ZM243 243V242H242ZM214 244V245H215ZM134 245H135V243H134ZM137 245V244H136ZM135 245V246H136ZM140 245H141V243H140ZM242 245V246H241ZM243 246H244V248H243ZM37 247L38 246H25V247H23V248H12L10 251H11V254H3L1 257H0V264H50V260H51V257H50V255L49 254H46V253H44L43 252V250L42 249H40V247H38V249H37ZM102 247V246H101ZM130 247V249H132ZM139 247V249L140 250H145L144 249V247H140V246H138ZM219 247V246H218ZM217 246H212V248H210L211 249V251H212V249L213 248H218ZM236 247V248H235ZM103 248V247H102ZM134 248V247H133ZM137 248V247H136ZM135 248V249H136ZM245 248L247 249V250H245ZM138 249V248H137ZM210 249H206L205 250V252H204V258H203V261L201 262V263H198V264H203V263H211V264H229L228 263V261L229 260H223V261H221V260H219V259H215L214 257H215V253L217 254V252H214V251H212V252H208V251H210ZM5 250V249H4ZM42 250V251H41ZM46 250V249H45ZM50 252H51V250H49ZM124 251V250H123ZM133 251V250H132ZM226 251V250H225ZM230 251V250H229ZM239 251L241 252V253H239ZM247 251V252H246ZM128 252H131V251H128ZM136 252V251H135ZM140 253V252H139ZM64 254H67V253H65V252H63L62 253V255H64ZM251 255V254H250ZM255 256V255H254ZM56 257H58V255L56 254V256H55V258H54V263H57V260H56ZM217 257V256H216ZM258 260H255L254 258V260H255V264H256V262H257V264H259V263H262V264H264V254L262 255H257V256H255ZM251 258V257H250ZM64 259V258H63ZM66 261H71V260H66ZM250 261V260H249ZM248 261V263H250ZM38 262V263H37ZM254 262V261H253ZM107 263V262H106ZM182 264H186L185 262H181Z\"/></svg>",
	"mask_w": 264,
	"mask_h": 264
},
{
	"label": "crops",
	"instance_id": "0c3cea01",
	"mask_svg": "<svg viewBox=\"0 0 264 264\" xmlns=\"http://www.w3.org/2000/svg\"><path fill=\"white\" fill-rule=\"evenodd\" d=\"M251 52H253V53H255L254 55L256 56V57H259V58H262V55H263V53L262 52H264V50H262V49H253V51L251 50ZM222 81V80H221ZM222 82H224V81H222ZM220 83V88L221 87H223V92H224V94H222L220 91H222L220 88H217V86H219V85H217V84H215L214 83V86H215V88H214V90L213 89H211V91H209L210 93H211V95L213 94V93H217V94H219V96H221V98L219 97L218 98V100L216 99V102L217 103H221L220 105H223V108H225V109H223L224 111L223 112H221L222 113V115L221 116H218V119H220L221 120V123L223 122V119H224V122H223V124H229V123H231V116H229V115H227L226 114V111H232V109L234 110V109H239V110H241V108H244V110H245V112L247 111V114H248V112H249V110H248V108L246 107V106H244V101L243 100H241L243 103L242 104H240L239 106L238 105H236V101H233L232 102V104L230 103V102H228L229 101V91H228V88H225V83ZM259 82V81H258ZM258 82H254V83H258ZM264 82V81H263ZM208 88V87H207ZM208 92V94H210ZM228 92V93H227ZM207 94V95H208ZM227 95V96H226ZM225 97V98H224ZM196 100H199V99H196ZM225 103H227V104H225ZM250 103V102H249ZM249 103H248V105H249ZM216 107V106H215ZM237 107V108H236ZM196 109H195V113H196V117L195 116H193V146L194 145H196V148L200 151V152H202V153H204V156L205 157H207V155H206V153H208V149H205V150H203V147H205V148H208V147H213V155H211V156H208L207 158H213L214 160H216V158H218V155H219V153H222L221 151H219L216 155H215V151L219 148V147H223V144H224V142L226 141V138L224 137V138H220L221 140H222V142L220 143V144H217L216 142H217V140L214 138V140H213V142H207L206 140H207V138L209 137V134H207L208 132H207V130L204 128L205 126H206V124L208 123V122H211V121H213L214 119H216L217 118V116L216 115H218V112H215V111H213V108L210 106V105H205V107H204V109L207 111L208 109V111H209V113L208 112H206L205 111V114L204 115H202V109H198V107H195ZM208 108V109H207ZM197 111V112H196ZM193 112H194V110H193ZM225 112V113H224ZM240 112V111H239ZM214 115H213V114ZM216 113V114H215ZM224 113V114H223ZM207 114V115H206ZM246 114V116H249V115H247ZM201 115V116H200ZM206 115V116H205ZM244 115V114H243ZM223 116V117H222ZM227 118H226V117ZM245 116V115H244ZM198 117V118H197ZM195 118H197L196 120H195ZM207 118H209V119H207ZM252 118V120L253 121H255V122H253L255 125H258V124H260V122H261V120H260V118L259 117H250V119ZM256 118V119H255ZM203 120V121H202ZM207 120V121H206ZM198 121H199V123H198ZM202 121V122H201ZM226 122V123H225ZM232 122L233 123H238V124H240V123H242V124H247V123H245V120L244 119H238V121H233V119H232ZM201 123V124H200ZM204 125V126H203ZM221 127V126H220ZM140 129V128H139ZM138 129V130H139ZM237 132H238V134L239 133H243L242 132V130L240 129V131L237 129ZM254 133H257L258 134V132L257 131H253ZM155 133V132H154ZM128 135H129V133H127ZM134 134V133H133ZM234 134H235V131H234ZM263 136V135H262ZM216 137H221V135H219V136H216ZM249 137H251V139H255V138H252L253 136L251 135V136H249ZM264 137V136H263ZM245 138V137H244ZM157 141H158V139H159V135L156 133V138H155ZM138 140L141 142V144H139V145H143L144 143H147V138H145V136H143V135H140V134H138ZM145 140V141H144ZM245 140H247V141H254V140H248V138L246 137L245 138ZM201 142V143H200ZM244 142H246V141H244ZM257 143H258V141H257ZM257 143H255V144H257ZM209 145V146H208ZM260 145V143H258V146ZM182 146H183V144H182ZM260 146H264V142H263V144H261ZM157 147H160V146H157ZM125 148H126V146H125ZM246 150H248V152H249V154H247V152H246V150L243 152V153H241V156H243V158H241L240 160H241V162L242 163H244L245 161H244V158H245V160H246V162H245V164H246V167H251L252 165H254L253 164V162H255V164L256 165H260V159L259 158H257V157H253V156H256V153H254V150H253V148L252 147H249V146H247V148H245ZM259 149H260V153H261V151H263L264 149L263 148H260L259 147ZM131 150H132V148L130 147V150H129V152L131 153ZM236 150V149H235ZM238 152H239V149L237 150ZM251 151V152H250ZM253 151V152H252ZM154 151H152V153H153ZM264 152V151H263ZM252 153H254V154H252ZM244 154H246V155H244ZM129 155V154H128ZM127 155V156H128ZM250 155V156H249ZM252 155V156H251ZM155 156H157V157H155ZM141 157H143V155L141 156ZM228 157H230V156H228ZM252 157V158H251ZM152 158L153 159H155V160H157V158H161V159H164L163 157H160V156H158V155H153L152 156ZM150 159V160H153V159ZM255 158H257V160H254ZM234 159V158H233ZM233 159H231V157H230V160L228 161V162H226V161H224V160H222V159H220L221 160V164L222 165H218V166H221L222 168L223 167H225L231 160H233ZM253 159V160H252ZM112 160V159H111ZM240 160H239V162H240ZM241 162H240V164H241ZM250 162V163H249ZM252 163V165H250ZM103 164H105V162H103ZM131 165V164H130ZM150 164L148 163L147 164V167L148 168H146L145 169V172L143 173H141V175H137V173L136 172H134V173H131V174H134V175H132L131 176V178H128V179H133V180H135V183L137 182H139L142 178L144 179H142L141 181L143 182V183H145L144 181H146L147 179L149 180H147L146 181V186H148L147 188L145 187V186H143V185H145V184H143V185H141V186H138V187H136V190L134 189V187H132L133 189V191H127L126 192V189H125V186L124 185H122L123 187H124V192H126V193H129V197H125V194H124V192H123V190H122V192H123V195H121V197H120V202H119V204H116L115 202V204H109L108 205V207L109 208H107V206H102L104 209H102V210H110L111 209V211H110V214H112L113 213V215H114V218L116 219V220H118V219H120V220H125L126 218H127V216H124V214L126 215V214H129V212L127 213V212H123V209H122V206L124 205V203H125V205L126 204H128V200H129V203L131 202V203H134L137 199H135V198H137V197H140V196H142V194H139L138 193V191L139 190H145L146 192H148L149 193V189H151V188H155V187H157V186H162L161 185V183L163 184H165V183H169V186H170V182L168 181V179H170L171 177H172V180L175 182V183H177V189L176 188H174V190L172 189V190H170L169 188V190H168V193H169V195H167L169 198L171 197V199H168V201H169V204H168V207H169V210H168V215H167V217H166V222H167V224L169 223H171V222H168L169 220H171V219H175L174 218V216L172 217V215H173V213L171 212L172 210H171V205H173L174 204V198H173V196L174 195H176V199L178 198L179 200H181L182 199V197L186 194L185 192H184V190H182V188L183 187H185V188H193V201L190 199V201L191 202H193V210L191 211V212H193V211H195V210H198V208L199 207H196V204H197V200H199V201H201V199L198 197V193H199V191H198V189L196 188V187H198V184L197 183H199V179L198 178H196L195 176H194V174H193V179L194 180H196V181H194L191 177H189V176H185V175H183V174H181V172H180V174H177V173H179V171L177 172V171H175V172H173V171H163L162 169L161 170H158V169H156L155 170V172H154V168L153 167H151V165L149 166ZM103 167H105L104 165H103ZM195 167H197V165L195 164V162L193 161V169L195 168ZM153 171L152 173H149V170L150 169ZM118 169H120V168H118ZM179 170V168H175V170ZM263 170H264V167L262 168ZM118 171H120V170H118ZM144 171V170H143ZM210 170H206V171H199L200 173H208ZM74 172L72 171V174H73ZM168 173H170V174H168ZM157 174V175H156ZM158 174H162L161 176L160 175H158ZM168 174V175H167ZM174 174H176L175 176H174ZM146 175V176H145ZM149 175V176H148ZM155 175V176H154ZM163 175H164V177H163ZM181 175V176H180ZM97 177H95L94 179H93V183L96 185V184H98V182H99V175H96ZM135 176H137V177H135ZM151 176V177H150ZM159 176V177H158ZM165 176H168V177H165ZM177 176V177H176ZM94 177V176H93ZM149 177V178H148ZM155 177H158V179H157V182H159L158 183V185H156L155 186ZM163 177V178H162ZM110 178H111V180H113V178L114 177H111L110 176ZM153 178V179H152ZM221 178V179H220ZM108 179H109V177H108ZM126 179V178H125ZM127 179V180H128ZM146 179V180H145ZM175 179V180H174ZM215 180H212L210 183H209V185L205 188V193H207V195H204V197L205 198H207V199H209V200H211V201H213L214 199V197H217V198H225L226 197V191H225V187L224 186H222V185H224V183H223V180H222V177H215L214 178ZM220 179V180H219ZM111 180H109V184H113V182H114V180L112 181V182H110ZM121 180H123V179H121ZM151 180V181H150ZM166 180V181H165ZM179 180V181H178ZM184 180V181H183ZM190 182V181H194L195 183H194V186H196L195 187V189H194V186H185V185H187L188 183L187 182ZM148 182V183H147ZM151 182V183H150ZM153 182V183H152ZM187 184H186V183ZM262 182H264V181H262ZM154 184V185H153ZM238 184H240V183H238ZM151 187H150V186ZM212 185H218L219 187H220V190L219 191H215L214 193H210L211 192V190L213 189L212 187ZM247 185H249V187L247 186ZM246 185V192H244V191H242L243 193H244V196H241V194H239V192L238 193H235L234 194V196L233 197H237V198H233V199H237V200H239V203L240 202H245V201H242V199L243 200H246L248 197H252L253 199L255 198V199H257L258 201L259 200H261L262 198H261V195L262 194H259V195H257V194H255V192H254V194H252L251 195V193H249L250 192V188H251V185L250 184H247ZM134 186H135V184H134ZM144 188H143V187ZM168 185H167V187H169ZM240 187V185H236V188L234 189V190H236L237 188H239ZM143 188V189H142ZM166 187L165 186H162V189H165ZM180 189V190H179ZM135 190V191H134ZM148 190V191H147ZM233 190V191H234ZM248 190V191H247ZM177 191V192H176ZM119 191H117V193H118ZM121 192V191H120ZM218 192V194H216ZM226 192V193H225ZM120 194V193H119ZM174 194V195H173ZM180 194V195H179ZM237 194V195H236ZM178 195H179V197H178ZM195 195V196H194ZM256 195V196H255ZM123 196H124V198H123ZM127 196V195H126ZM131 196H132V198H134V199H132L131 198ZM135 196V197H134ZM180 196H182V197H180ZM163 197H165V196H163ZM197 197V198H196ZM123 198V199H122ZM129 198V199H128ZM161 198V197H160ZM160 198H158V199H156L155 200V202H157V200H159ZM113 199V198H112ZM111 199V200H112ZM203 200H204V198H202ZM207 199H205V200H207ZM122 200V201H121ZM124 200V201H123ZM170 200H172V201H170ZM134 201V202H133ZM177 200H175V202H176ZM263 202H264V199L262 200ZM254 202L256 205L258 204V206L260 207V205H262V204H264L263 202ZM90 202V204L91 205H93L94 206V210H91V211H96V210H101L99 207H97L98 206V204L97 203H92V201L90 200L89 201ZM124 202V203H123ZM127 202V203H126ZM196 202V203H195ZM121 203H123V205H121ZM137 202H135V204H136ZM70 206V205H69ZM114 206H116V207H114ZM118 206H120V207H118ZM130 206V205H129ZM101 207V208H102ZM111 207V208H110ZM120 208V209H119ZM131 208H132V206H131ZM142 208H143V206H141L140 207V209H141V211H142ZM197 208V209H196ZM219 209V212L222 214V212H224L225 210H227V209H225V206L223 207V208H218ZM246 208H242V209H240V211L241 212H239V215L241 214V216L245 219V220H248V219H246V215H250L246 210H245ZM113 210V211H112ZM116 210L118 211V213L116 212ZM121 211V213H119ZM96 212H98V211H96ZM191 212H189V214H188V216L187 217H189L190 219H188L187 221H189V223H192L193 222V224H194V226L196 227L197 226V228H199V226L200 225H207L209 228H210V224H208V223H206V222H202L201 221V219H200V216H201V214L202 213H200V216H199V218L198 217H196L197 215L196 214H194V215H196V216H193V220L191 219V217H192V213ZM200 212V211H199ZM247 212V213H246ZM100 213V212H99ZM245 215H244V214ZM115 214H119V216H115ZM170 214V215H169ZM220 214V215H221ZM219 215V214H218ZM219 215V216H220ZM122 216V217H121ZM118 217V218H117ZM169 218H171V219H169ZM204 217H202V219H203ZM219 219H225V218H221V217H218ZM199 219V223L198 222H196L197 220ZM227 219H229V217H227ZM177 220H181V219H177ZM251 220H253V221H258L257 219H251ZM251 220H248V222L246 221V225L247 226H250V223H251ZM184 221H185V223H184ZM187 221L186 220H182V221H180L179 222V224L178 225H168L167 227H160V228H157L158 230H160L159 231V233L163 236L164 235V237L166 236V234H167V236L166 237H168L169 236V234H174V233H176L177 231H179V234L178 235H176V237L177 236H183L184 234H186V235H184V236H186L187 237V239L189 238L188 236H187V234L189 235L190 234V232H188L190 229H186V231H185V233H184V231L181 229V225L182 226H184L185 224H187ZM191 221V222H190ZM259 221H260V219H259ZM183 222V223H182ZM194 222H196L197 223V225H196V223H194ZM113 223L116 225V227L117 228H119V229H121L119 232H118V230H117V236L116 237H118V238H120V237H129V238H134L135 240L137 239V238H139L137 235H135L134 233H135V231H136V229H138V226L139 225H135L134 227H132V228H135L134 230H132V228H130L129 230V232H128V230H126V227L128 226V224H130V223H132V220H131V222H130V219H129V221L127 222H124V223H115V221H113ZM125 223H126V225H125ZM96 224H97V222H96ZM121 224V225H120ZM91 225V224H90ZM92 227V226H91ZM96 227V226H95ZM168 227H169V229H168ZM252 227V226H251ZM115 228V227H114ZM123 228L125 229V230H123ZM167 228V229H166ZM230 228V227H229ZM171 229V230H170ZM193 229H195V228H193ZM166 230H168V231H166ZM126 231V233H124ZM162 231V232H161ZM166 231V232H165ZM171 231V232H170ZM175 231V232H174ZM193 231H195V230H193ZM132 232H134V233H132ZM164 232V233H163ZM168 232H169V234H168ZM173 232V233H172ZM186 232H188V233H186ZM132 233V234H131ZM131 234V235H130ZM123 235V236H122ZM125 235V236H124ZM133 235V236H132ZM143 235V234H142ZM183 236V239L182 240H186V239H184V238H186V237H184ZM171 237V236H170ZM212 239V238H211ZM138 240V239H137ZM172 240H177V239H172ZM182 240H179L178 239V241H182ZM213 240V239H212ZM138 243H139V240H138Z\"/></svg>",
	"mask_w": 264,
	"mask_h": 264
},
{
	"label": "water",
	"instance_id": "95a60500",
	"mask_svg": "<svg viewBox=\"0 0 264 264\" xmlns=\"http://www.w3.org/2000/svg\"><path fill=\"white\" fill-rule=\"evenodd\" d=\"M249 109L251 113H256L262 117V128L264 129V83H259L253 90ZM259 136L262 135L260 134ZM261 141L263 142L262 138ZM214 244L213 242H205L201 237H196L188 243H175L171 245V247L166 248L167 253L165 256L155 255L144 264H182L181 262L198 264L203 261L205 250L214 246ZM241 252L239 251V253ZM237 262V259L228 261L229 264H236Z\"/></svg>",
	"mask_w": 264,
	"mask_h": 264
}]
</instances>
